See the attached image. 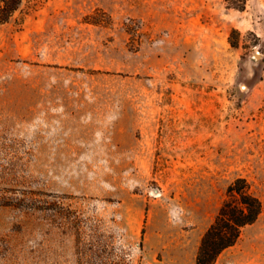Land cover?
Masks as SVG:
<instances>
[{
  "label": "rangeland",
  "instance_id": "1",
  "mask_svg": "<svg viewBox=\"0 0 264 264\" xmlns=\"http://www.w3.org/2000/svg\"><path fill=\"white\" fill-rule=\"evenodd\" d=\"M237 178L263 211L215 264H264V0H23L0 26V264H196Z\"/></svg>",
  "mask_w": 264,
  "mask_h": 264
},
{
  "label": "trees",
  "instance_id": "2",
  "mask_svg": "<svg viewBox=\"0 0 264 264\" xmlns=\"http://www.w3.org/2000/svg\"><path fill=\"white\" fill-rule=\"evenodd\" d=\"M23 0H0V26L7 24L20 9ZM236 32V30L234 31ZM232 45L237 43L231 41ZM263 211L262 201L245 178L235 179L228 187L213 223L204 233L196 256V264H215L219 256L233 247L244 228L254 224Z\"/></svg>",
  "mask_w": 264,
  "mask_h": 264
},
{
  "label": "water",
  "instance_id": "3",
  "mask_svg": "<svg viewBox=\"0 0 264 264\" xmlns=\"http://www.w3.org/2000/svg\"><path fill=\"white\" fill-rule=\"evenodd\" d=\"M262 58V55L259 52H255L249 60V66L255 65L259 62V60Z\"/></svg>",
  "mask_w": 264,
  "mask_h": 264
}]
</instances>
